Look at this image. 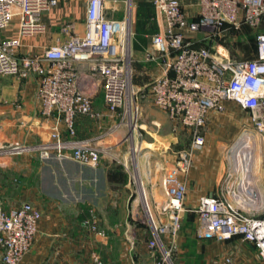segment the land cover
<instances>
[{"label": "built area", "instance_id": "1", "mask_svg": "<svg viewBox=\"0 0 264 264\" xmlns=\"http://www.w3.org/2000/svg\"><path fill=\"white\" fill-rule=\"evenodd\" d=\"M134 1L112 0L125 7L123 16L115 18L118 6L109 7L108 0H87L83 32L77 30L76 22H65L61 26L65 39L20 56L26 38L46 32L43 15L53 10L58 0H0V75L36 74L41 113L55 118L46 142L2 144L0 159L36 152L42 161L100 165L103 150L98 140L77 138L75 122L79 115L99 119L117 113L120 120L114 129L128 117L132 123ZM150 1L158 31L151 35L145 59L161 68L151 85L153 102L175 126L187 128L192 135L190 146L177 153L175 165L163 175L166 201L158 207L161 218L157 220L152 213L148 198L143 201L153 232L148 242L151 264H170L188 193L182 176L191 168L194 152L204 144L202 129L210 115L226 111L228 102H235L249 114L253 128L264 140V30L257 35L253 59H233L225 47L213 44L222 32L238 31L244 24L264 29V0H195L197 6L190 11L184 0ZM15 20V35L4 37ZM100 87L105 110L94 108V95ZM62 126L68 138L63 137ZM252 166L245 162L240 181L236 185L229 182L224 195L199 198L197 234L200 238L238 237L250 243L264 261V214L250 213L263 202L253 187ZM42 217L41 209L31 202L8 213L0 198L2 264L21 263L35 244ZM82 224L106 236L95 208L88 210ZM224 264L234 263L227 258Z\"/></svg>", "mask_w": 264, "mask_h": 264}, {"label": "crops", "instance_id": "2", "mask_svg": "<svg viewBox=\"0 0 264 264\" xmlns=\"http://www.w3.org/2000/svg\"><path fill=\"white\" fill-rule=\"evenodd\" d=\"M183 3L188 11L193 10L192 6H197L195 0H184ZM134 5L153 7L149 20L154 23H152L154 33L157 32L158 25L153 3L150 0H135ZM86 6L87 0H58V5L43 15L42 21L47 27L46 32L26 38L24 46L18 51L19 55L24 56L27 52L37 51L42 46L54 45L58 38L65 39L66 35L61 32V26L65 22H76L77 30L83 32ZM108 6H124V4L110 2ZM116 14L118 13H114V17L120 18L116 17ZM14 22L3 33L4 37L15 35L17 25ZM135 56L136 59L149 64V73L153 78L160 73L161 68L158 65L145 59L144 51H136ZM38 88L39 78L33 73L23 77L11 76L0 79V145L15 143L37 145L49 139L55 118L42 115ZM94 108L105 110L101 87L94 95ZM159 111L166 114L160 109ZM165 116L169 119L167 114ZM119 120L120 116L117 113L106 114L99 119L84 115L76 118L77 138L96 139L103 150L98 167L81 166L71 160L53 159L43 161L40 168L41 183L51 182L58 189L61 200L64 192L72 193L74 190V178L79 177L81 169L89 174L84 176L93 183H97L96 176L102 178L103 191L99 193L98 201L106 199L110 206L102 217L100 214L98 217L101 227L106 231V236H100L82 224L90 208L78 213L54 210L41 218L35 244L20 264H151L152 257L148 247V242L153 236L151 226L148 228L149 233H144L141 223L133 221L135 217L128 211V202L133 195L129 158L133 151L138 152L144 187L158 218H161L158 207L166 201L161 181L166 171L170 170L178 159L177 153L180 150L174 149L178 139L173 130H170L172 126L165 128L164 121L158 117L145 116L134 129L126 127L125 123L114 129ZM170 122L174 124L171 120ZM129 133L133 141L127 145L124 138ZM62 134L64 138H68L63 126ZM207 154L202 148L195 151L191 168L182 176L188 184L186 200L188 204L198 203L202 195H224L230 182L228 176L222 172V168L204 163L210 161ZM25 156L29 161L35 157L30 154ZM17 160V156L0 159L6 168L11 167L16 171L22 169V179H25L29 172L25 171V166L20 165ZM25 188L24 183L23 198ZM261 198L260 195V200L264 201ZM4 206L8 213L19 207V205ZM134 211L135 208L133 213ZM197 228L198 220L184 213L182 228L175 238L173 264L220 263L217 260L220 259L223 244L215 238H200ZM247 244L257 253L250 243ZM169 245L170 240L167 239V246ZM0 264H2L1 260Z\"/></svg>", "mask_w": 264, "mask_h": 264}, {"label": "rangeland", "instance_id": "3", "mask_svg": "<svg viewBox=\"0 0 264 264\" xmlns=\"http://www.w3.org/2000/svg\"><path fill=\"white\" fill-rule=\"evenodd\" d=\"M108 1L107 4L109 5L112 0ZM124 8V6H118L116 17L123 16ZM14 10L17 11V8H14ZM152 13V6L134 5V36L132 40L134 50V116L133 120L130 118V121L132 120V123L130 122L131 125L128 123L129 117L126 118L127 122L125 126L134 129L142 122L145 116L161 118L165 123V128L172 126L170 130H173L178 139L174 149H186L192 143L190 130L185 129L181 125H172L170 119L165 116L166 114L160 113L159 109L154 105L151 93L153 77L149 73V64L136 59L135 56L136 51L145 52L148 48H151V35L154 33V28L153 22L147 19ZM14 23L17 25V20ZM263 30V27H252L244 24L238 31L228 30L222 32L213 44L225 47L233 59H253L256 57L257 35ZM11 76L14 75H0V79H7ZM202 136L204 138L202 151L208 153L207 158L210 160L207 161L209 164L205 161L204 163L212 166L215 165L220 169L222 168V172L228 176V180L236 185L243 175L245 162H249L253 165L250 171L253 172L255 178L253 182L254 190L256 189L255 191L264 199V140L253 128L249 114L241 109L237 103L228 102V109L226 111L213 112L210 115L206 126L202 129ZM132 141V136L129 133L124 138V142L128 145ZM25 154H30L36 158L34 157L29 161L25 159ZM17 157V162L20 165H24L25 171L29 172V174L24 177L25 179H22V169L16 171L11 169V167L6 168L0 161V198L4 205L15 207L21 205L23 202H31L41 209L43 216L50 214L54 210L78 213L84 212L88 208H95L102 217L104 211L108 210L110 205L105 201L106 199L98 201V195L103 191L101 177L96 176L97 183H93L89 178L84 176H88L89 174L81 169L79 177L74 178V190L72 193L64 192V197L61 200L60 194L57 191L58 189L51 182L46 181L44 184L41 183L40 168L43 161L38 158L36 152H26L22 155H17ZM128 166L132 176L133 187V195H131V200L128 202V211L130 215H134L135 217L132 220L140 222L144 233L148 234L150 217L147 213L145 202L143 203L140 185V180H143V177L141 176V164L138 152L133 151L132 156L129 158ZM24 183L26 184V188L24 189L25 197L23 198L24 191L22 190ZM148 202L152 208V213L158 220L157 212L149 195ZM197 204H188L186 202L184 212L188 214V217L196 220H198ZM134 208L136 209L134 211L135 214L133 213ZM250 213L263 215L264 201L260 202L258 207L250 211ZM211 238H215L223 244L221 247V260H217L220 262L219 264L226 263L227 258L232 259L234 264H264L258 253L250 249L249 245L238 237L231 239ZM170 264H173V253Z\"/></svg>", "mask_w": 264, "mask_h": 264}, {"label": "bare ground", "instance_id": "4", "mask_svg": "<svg viewBox=\"0 0 264 264\" xmlns=\"http://www.w3.org/2000/svg\"><path fill=\"white\" fill-rule=\"evenodd\" d=\"M237 149V148H236ZM140 185H141V192H142V196H143V200H145L146 198H148V194L146 192V189L144 187V183L142 180H140ZM255 188V187H254ZM256 190V189H255ZM256 196H259L258 198H260V195L256 194ZM262 199V198H261ZM150 216V215H149Z\"/></svg>", "mask_w": 264, "mask_h": 264}, {"label": "trees", "instance_id": "5", "mask_svg": "<svg viewBox=\"0 0 264 264\" xmlns=\"http://www.w3.org/2000/svg\"><path fill=\"white\" fill-rule=\"evenodd\" d=\"M152 9H153V7H152ZM149 15H150V14H149ZM149 15H148V16H149ZM149 18H150V16L148 17V19H147V20H149Z\"/></svg>", "mask_w": 264, "mask_h": 264}]
</instances>
